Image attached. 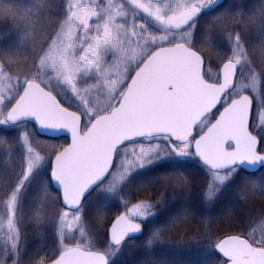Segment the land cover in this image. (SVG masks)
Segmentation results:
<instances>
[{
  "label": "snow or ice",
  "instance_id": "6c2138e0",
  "mask_svg": "<svg viewBox=\"0 0 264 264\" xmlns=\"http://www.w3.org/2000/svg\"><path fill=\"white\" fill-rule=\"evenodd\" d=\"M0 264H264V0H0Z\"/></svg>",
  "mask_w": 264,
  "mask_h": 264
},
{
  "label": "trees",
  "instance_id": "16d2710c",
  "mask_svg": "<svg viewBox=\"0 0 264 264\" xmlns=\"http://www.w3.org/2000/svg\"><path fill=\"white\" fill-rule=\"evenodd\" d=\"M171 241L173 242V243H179V240H178V238L175 236V235H173L172 237H171ZM190 255V254H189ZM192 258H194V257H192Z\"/></svg>",
  "mask_w": 264,
  "mask_h": 264
}]
</instances>
